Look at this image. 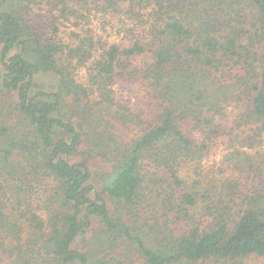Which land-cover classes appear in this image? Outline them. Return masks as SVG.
Listing matches in <instances>:
<instances>
[{
  "label": "trees",
  "instance_id": "trees-1",
  "mask_svg": "<svg viewBox=\"0 0 264 264\" xmlns=\"http://www.w3.org/2000/svg\"><path fill=\"white\" fill-rule=\"evenodd\" d=\"M134 1L0 0V264L264 256V187L232 179L264 130V0H152L129 42L80 32L92 5L114 26ZM145 80L144 115L122 90ZM225 133L235 175L208 178Z\"/></svg>",
  "mask_w": 264,
  "mask_h": 264
},
{
  "label": "rangeland",
  "instance_id": "rangeland-1",
  "mask_svg": "<svg viewBox=\"0 0 264 264\" xmlns=\"http://www.w3.org/2000/svg\"><path fill=\"white\" fill-rule=\"evenodd\" d=\"M134 2L136 6L133 7L134 8L133 10L128 9L127 4L124 5L122 3L121 5L122 8L120 9L121 13L119 12L118 19L120 16L123 19L120 25L116 23L114 26L112 25V22L108 20V17H112L113 14L105 13L103 12L104 9L102 7L97 9L95 4L92 5L91 14L87 16L85 19H82L83 22L80 26L81 27L80 32L84 33L86 31V28L88 26H91L92 29L99 35H102L105 38H109L110 40H114L116 39L117 31L120 29L119 30V33H120L119 38L121 39L120 42L131 41L132 38L135 36V33H133L134 30L136 29L135 19L141 17V15L146 17L145 12L148 11L147 9H150L147 7V4L151 3L152 0H142V4H140L139 3L140 1L138 2V0H135ZM89 9L90 8L86 9L87 13H89ZM65 27H67L65 31H69V30L71 31V29H73V24L71 23V20H68L67 22H65ZM138 30L139 31L142 30L143 32V26L139 25ZM0 68H1V63H0ZM133 88H136L137 91H134ZM121 90L122 89L120 88V91ZM151 90L153 89L151 86H148V80H145V81H140V82L136 81L133 84L130 83L128 84L126 89L124 88V90L122 91H123V95H124L125 100L127 101L128 106L135 111L140 110L144 112V115H145L148 112L149 107L151 106L150 102H152V101L148 102V94H147L149 91L151 92ZM1 108L2 107H0V109ZM6 112L7 110L4 109L3 112H0V114L4 113V116H6ZM12 117H11V120H12ZM231 118H232L231 116L226 117V116H223L221 113L218 115L217 121H220V120L224 121V119H227L226 120L227 123L233 124V120ZM118 125L120 127H123L120 124ZM127 128H128L127 131H130V129H136L137 126L136 128H134L133 126H128ZM246 134L250 135L251 131L246 130ZM235 138L236 137L233 136L231 139L234 140ZM240 138H242V136ZM257 138H258L257 140L253 139L254 141H251L252 144H256L255 146L256 148L255 147L251 148V146H249V144H251L250 142L239 141V144L241 142L240 145L243 147V149L250 147L249 151L252 152L253 160H252V166H250L248 169L252 173L251 176L252 175L253 176L248 178L247 175L243 176L241 174L240 176H237L236 178H232V179L238 180L240 184L245 187L246 190L249 188L256 190V188H258L257 186H259L260 188L259 190H262L261 188L264 187V130L261 131V136ZM257 143H259L260 145H258ZM235 144H238V143H235ZM228 147H230V145H229V142L227 141V136L225 133V134H222L219 138H217L216 146L214 143L211 146L210 150H208L209 153L206 154V156L201 160L202 166L199 167V170L205 172L208 175V178H217L220 180H223L225 177H230L231 175H235V173L230 169L231 166L229 162L227 161L226 157L224 156V154L227 153V151H229ZM259 161L261 164L259 163ZM255 163H257L260 166L262 165L263 168L256 169L258 165L255 166ZM101 164L102 162L100 159H95L92 161V165L95 170L99 169ZM235 172H239V171L236 169ZM242 190H243L242 192H237L233 188L230 194H227V197L228 198L234 197L235 201H237L238 203L242 202L244 205H247L248 200H246L245 198V193H247L248 190L247 192L244 189ZM251 193H248V194L251 195ZM199 221L204 222L205 220L201 219ZM78 242L77 244L80 245V243ZM243 263L244 264H264V256H261V257L253 256L243 261ZM204 264H215V263L208 261Z\"/></svg>",
  "mask_w": 264,
  "mask_h": 264
}]
</instances>
